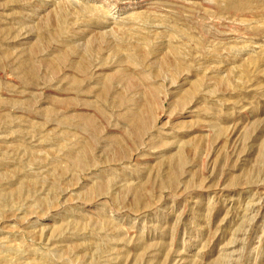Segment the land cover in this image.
I'll return each mask as SVG.
<instances>
[{
  "label": "rangeland",
  "instance_id": "obj_1",
  "mask_svg": "<svg viewBox=\"0 0 264 264\" xmlns=\"http://www.w3.org/2000/svg\"><path fill=\"white\" fill-rule=\"evenodd\" d=\"M231 3L0 0V264H264V0Z\"/></svg>",
  "mask_w": 264,
  "mask_h": 264
},
{
  "label": "bare ground",
  "instance_id": "obj_2",
  "mask_svg": "<svg viewBox=\"0 0 264 264\" xmlns=\"http://www.w3.org/2000/svg\"><path fill=\"white\" fill-rule=\"evenodd\" d=\"M233 4L234 3H237L238 2V0H230ZM222 2V1H221ZM231 3V4H232ZM240 4V3H239ZM136 50H139V51H141L142 49L141 48H139V49H136ZM176 51H177V49H176ZM178 51H179V49H178ZM77 52V51H76ZM143 52V51H142ZM141 52V53H142ZM131 54V53H130ZM132 55V56H131ZM131 55H129V59L130 60H133V56H134V53H132ZM127 56H128V54H127ZM62 57V56H61ZM29 58V57H28ZM128 59V58H127ZM27 62V61H26ZM127 62V61H126ZM128 62H132V61H128ZM127 62V63H128ZM28 64L27 65H29V61L27 62ZM52 63V62H51ZM26 64V63H25ZM163 66L165 67V65H164V63L163 64H161V67H160V69L161 68H163ZM27 67V66H26ZM29 68V72L32 74V75H34V70H36V69H34V67L33 66H31V64H30V66L28 67ZM121 76V75H120ZM124 78V77H123ZM110 80V79H109ZM111 81V80H110ZM107 81H105V83H106ZM109 82V81H108ZM131 82V81H130ZM104 83V84H105ZM133 84V83H132ZM198 84V83H197ZM107 85H108V83H107ZM106 85V86H107ZM110 85V84H109ZM200 85V84H199ZM105 86V89H104V91H102V93L103 94H105L106 95V93H108V86L106 87ZM135 86V85H134ZM106 88H107V90H106ZM111 92V91H110ZM103 98V97H102ZM144 108V107H143ZM145 110V109H144ZM147 111V110H146ZM143 115H145L144 114V111L143 110H138V109H136V110H134L133 109V111H131V113H130V124L133 126V128H134V130H135V132L136 133H140L141 131H143L145 128H146V126H148L147 125V121L144 119V116ZM146 116H148L149 117V115H146ZM146 116H145V118H146ZM88 118V117H87ZM150 118V117H149ZM90 119H92V117L90 118ZM95 119V118H94ZM93 119V120H94ZM128 119V118H127ZM151 119V118H150ZM84 120V119H83ZM93 120H89L88 119V123H90V125H92V126H95L96 124H95V122L93 121ZM127 121V120H126ZM86 122V121H85ZM149 124V123H148ZM89 125V126H90ZM91 126V127H92ZM93 129V128H92ZM140 135V134H139ZM80 143V142H79ZM83 143V142H82ZM77 144V143H76ZM85 144H87V143H85ZM75 145V144H74ZM78 148V147H77ZM90 149H89V146H87V145H80L79 146V150L77 149V150H75V151H69V153H68V158H69V161H70V163H71V165H74V166H78V165H83V166H85V164H87L88 162H90L91 160L87 157L89 154H88V151H89ZM125 151V150H124ZM122 155V154H121ZM66 157V156H65ZM173 158V157H172ZM172 165H171V171H169L168 172V175H167V177H166V181H172L173 179H174V177L177 175V173H178V169H179V167H181V165L184 163V156L180 153V155H178L176 158H173L172 160H171V162H170ZM89 165V164H88ZM165 180V179H164ZM41 182V181H40ZM102 184V183H101ZM170 184V183H169ZM55 186V185H54ZM106 186H107V184H103V186L101 187V189H103V190H105V188H106ZM107 189V188H106ZM137 190V189H136ZM21 191V192H20ZM100 192V191H99ZM105 192V191H104ZM14 194V195H20L21 193H22V189H20L19 187L18 188H15V189H13L12 191H11V194ZM92 193H93V191H92ZM103 194V193H102ZM139 194V193H138ZM87 196V195H86ZM90 196V195H89ZM18 198V197H17ZM43 202V201H42Z\"/></svg>",
  "mask_w": 264,
  "mask_h": 264
}]
</instances>
